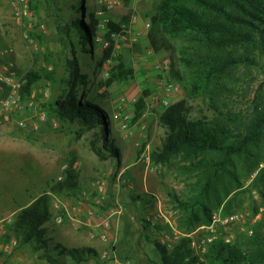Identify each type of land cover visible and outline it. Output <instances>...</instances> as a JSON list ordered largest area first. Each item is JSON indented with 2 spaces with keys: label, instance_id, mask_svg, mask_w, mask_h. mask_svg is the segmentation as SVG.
Here are the masks:
<instances>
[{
  "label": "rangeland",
  "instance_id": "1",
  "mask_svg": "<svg viewBox=\"0 0 264 264\" xmlns=\"http://www.w3.org/2000/svg\"><path fill=\"white\" fill-rule=\"evenodd\" d=\"M31 1L32 19H21L10 0H0V49L8 51L0 63L12 61L20 73L54 69L56 82L42 81L40 88L31 91L35 106L13 112L11 121L0 125V264H52L32 246L19 248L12 230L18 211L44 193L50 196L51 206L55 202L62 207L63 222L55 223L52 216L46 224L51 243L68 248L88 246L98 251L97 260L82 264H157L160 255L155 242L172 249L185 236H210L227 241H235L243 233L251 236L250 231L254 230L264 211V183L260 190L244 191L264 167V133L256 146H250L234 158V166L230 168L233 175L226 176L220 184V187L229 186L240 181L230 196L239 193L230 209L225 211L224 206L214 209L209 224L185 233L171 194L191 196V184L196 182L197 176L186 169L190 162L183 154L174 156L166 164L152 162V152L162 147L166 136L161 116L167 107L153 99L162 92L159 82L163 75L156 66L167 59L171 65L170 52H154L147 42V29L136 42L131 39L140 33L130 38L126 34L128 29L124 30V35L113 39L111 66L106 64L108 58H105L102 44L95 46L94 53L79 52L82 69L89 76L85 93L105 95L101 103L109 116V139L115 141L121 152L119 162L109 157L100 160L90 146L93 132L51 117L47 107L58 94L65 75L67 51L61 43L58 25H65L76 17L72 7L82 0H33L37 10L31 8ZM105 1L83 0L82 4L88 13H97L103 10ZM103 11L112 21L124 18L117 8L108 10L105 6ZM131 16L129 13L127 18L130 20ZM29 24H32L30 29ZM138 45L141 51L137 53L134 48ZM175 46L177 57H182L187 46L179 41ZM125 53L132 60L134 75L106 87V70L115 65V58ZM165 78L175 87L170 105L184 100L195 114L203 112L213 117L214 110L208 107L211 101L206 93L214 91L216 101L212 105L227 113L233 127L243 128L264 106V63L260 67L235 68L220 80L219 85L198 96H192L189 85L174 79L170 72ZM146 89L150 96L143 117L134 120V105L125 108L128 120L120 116L117 109L120 99L126 97L138 101ZM42 116L44 120L40 119ZM71 161L79 175L80 190L76 194L67 191L57 194L52 187L60 176L65 177ZM99 183H104V192H100ZM83 193L88 201L79 209ZM118 205L123 208L122 215L113 217L108 229L97 227ZM90 209L95 213L91 218L88 217ZM235 214L240 215L237 221H225ZM103 233L106 240L101 238ZM189 248L193 253L190 243ZM105 251L107 256L103 257ZM205 255L203 260L197 258L196 264L206 263ZM53 256L59 264H74L56 252Z\"/></svg>",
  "mask_w": 264,
  "mask_h": 264
},
{
  "label": "trees",
  "instance_id": "2",
  "mask_svg": "<svg viewBox=\"0 0 264 264\" xmlns=\"http://www.w3.org/2000/svg\"><path fill=\"white\" fill-rule=\"evenodd\" d=\"M82 2L72 7L76 11L74 19L58 25L61 43L67 51L65 75L58 94L47 107L51 117L93 132L90 146L100 160L109 157L119 162L121 152L115 141L109 139V116L101 103L105 95H95L91 91L85 93L89 76L82 69L79 52L94 53L95 46L101 45L96 42L97 36H103L111 43L104 49L105 58H110L114 47L112 34L124 35L130 20L126 18L116 22L107 17L109 22L103 30L100 27L103 18L96 13H88ZM31 8L38 9L33 0ZM147 22L150 27L146 38L150 48L156 53L170 52V75L179 82H186L192 96L219 85L220 80L235 68L260 67L264 63V0H159ZM177 41L187 46L180 58L176 55ZM114 61L115 65L104 83L106 87L122 83L134 75L132 60L126 53ZM55 71L48 68L27 71V83L22 91L24 98H30L31 91L40 88L39 84L44 80L55 83ZM206 94L211 101L208 107L214 110L213 117L203 112L195 114L184 100L170 105L161 116V125L166 129L162 147L152 152L155 165L166 164L176 155H185L190 162L186 169L197 176L196 182L191 184V196L171 194L177 203L179 221L185 233L209 224L214 209L222 206L225 211L230 209L239 193L230 196L240 181L229 186L220 187V184L226 176L233 175L230 168L234 166V158L250 146H256L264 133V106L243 128L233 127L227 113L212 105L216 101V93ZM149 96L150 91L146 89L134 105L135 121L146 112ZM68 167L63 181L52 187L57 194L65 191L76 194L80 190L74 161ZM263 183L264 167L244 192L260 190ZM51 218V198L47 193L22 207L12 225L17 246H32L52 264H59L53 252L61 258L71 259L74 264L99 258L98 251L92 247L68 248L60 243L52 244L46 228ZM189 243L187 236L172 249L155 242L160 255V263L157 264H196L198 259L192 255ZM205 259L204 264H264V211L251 236L243 233L235 241L214 239Z\"/></svg>",
  "mask_w": 264,
  "mask_h": 264
},
{
  "label": "built area",
  "instance_id": "3",
  "mask_svg": "<svg viewBox=\"0 0 264 264\" xmlns=\"http://www.w3.org/2000/svg\"><path fill=\"white\" fill-rule=\"evenodd\" d=\"M144 1V0H139ZM11 6L17 11L18 16L23 19L28 18L32 19V11L30 10V0H10ZM121 4L120 0H106L103 4L104 7L108 10H112L114 8L119 7ZM99 17L103 18L102 23L100 24V27L105 29L109 20L105 17V13L103 10H100L96 13ZM134 21V20H133ZM32 27V24L28 25V28L30 29ZM150 25L146 24V29L148 30ZM128 33V31H127ZM141 36V34H138L137 36L133 37L131 40L133 42H136ZM119 38L118 34H112V39ZM97 43H101L105 48H108L110 46V41L103 38V36H97L96 38ZM8 51L1 50L0 49V62L1 58H4L7 56ZM106 64L111 66L112 65V57L108 58L106 60ZM157 70H160L162 73V79L159 82L160 88L162 90L160 95L153 96L154 102H157L162 104L164 107H168L171 104V95L172 92L175 90V87L173 84L169 83L168 79L165 78L166 75L170 72V61L167 59L163 61L161 65L156 66ZM111 68H108L106 70V79L109 77ZM27 83L26 79V73H20L18 71L17 66L14 62H8V63H0V125H5L11 121V114L13 112H19L23 111L25 109H32L35 106L34 97L30 96V98L25 99L22 91L24 89V86ZM137 103V99H129L126 97H122L118 104V113L120 116H123L125 120L129 119V116L126 115L125 108L127 106L135 105ZM41 120H44L45 117H40ZM21 126L24 125L23 122L19 123ZM67 167H65L66 169ZM63 177L60 176L57 180L58 182L63 181ZM98 188L100 192H104V183H99ZM50 194V193H49ZM85 193H83V196H81V200L79 201V209H82V206L85 201H88L87 197H84ZM52 208L54 210L53 221L57 224H61L63 222V218L60 215L61 211V205L58 203L53 202ZM123 213V208L121 205H118L115 209L113 208L111 210V213L105 217L98 225L97 227L108 229L111 224V219L113 217H120ZM94 211L92 209L88 210V217L91 218L94 216ZM240 218V215L235 214L231 215L230 217H227L225 219L226 222L231 221H237ZM253 231H250V234H252ZM101 238L103 240L107 239V236L103 233L101 235ZM190 238V247L193 250V254L199 259L203 260L204 254L207 253L209 245L213 242L215 239L214 237L210 236H203V237H189ZM107 256V251L104 252L103 257Z\"/></svg>",
  "mask_w": 264,
  "mask_h": 264
},
{
  "label": "crops",
  "instance_id": "4",
  "mask_svg": "<svg viewBox=\"0 0 264 264\" xmlns=\"http://www.w3.org/2000/svg\"><path fill=\"white\" fill-rule=\"evenodd\" d=\"M158 1L159 0H128V2L123 3V1L120 0L121 4L119 7H117V9L121 12V15L124 18L119 20L124 21L129 13L132 14L127 33L130 38L136 33L143 34L146 32L148 17L156 10ZM140 51L141 47L139 45L134 48V52L138 53ZM52 213L54 214V210L51 206V214Z\"/></svg>",
  "mask_w": 264,
  "mask_h": 264
}]
</instances>
